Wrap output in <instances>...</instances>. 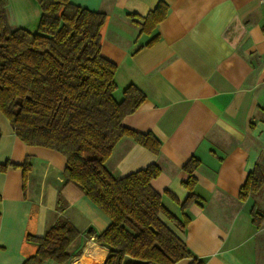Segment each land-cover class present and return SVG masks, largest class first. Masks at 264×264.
Masks as SVG:
<instances>
[{
    "label": "crops",
    "instance_id": "1",
    "mask_svg": "<svg viewBox=\"0 0 264 264\" xmlns=\"http://www.w3.org/2000/svg\"><path fill=\"white\" fill-rule=\"evenodd\" d=\"M70 1L105 14L100 53L116 65L114 95L129 84L144 94L123 124L159 142L154 153L123 135L105 161L111 174L156 164L150 183L182 220L184 165L197 159L189 221L179 229L159 218L204 264H264V185L239 197L255 163L264 165V0ZM159 1L168 5L166 16L141 31ZM40 13L36 0H7L12 29L36 30ZM65 163L60 151L24 142L0 111V264H22L37 247L27 235H43L60 217L78 232L66 247L68 264L104 263L108 248L96 234L110 219L65 179Z\"/></svg>",
    "mask_w": 264,
    "mask_h": 264
},
{
    "label": "trees",
    "instance_id": "2",
    "mask_svg": "<svg viewBox=\"0 0 264 264\" xmlns=\"http://www.w3.org/2000/svg\"><path fill=\"white\" fill-rule=\"evenodd\" d=\"M40 17L36 30L10 28L7 0H0V111L10 120L15 134L29 144L60 151L66 158L63 174L110 219L96 234L108 248L103 264H204L160 218L163 213L177 228L189 221L184 213L198 196L193 170L198 160L184 165L188 192L179 202L182 220L168 211L151 185L160 169L156 164L114 177L105 165L112 148L123 135L157 153L158 140L123 124L143 101L133 84L121 97L114 95L116 65L100 53V26L105 14L70 0H36ZM159 1L143 17L141 31L149 32L167 13ZM155 38L148 41L152 42ZM264 185V165L255 163L239 188L246 198ZM175 198V197H174ZM253 220L258 218L252 210ZM65 218H58L41 236L27 235L36 251L22 264H43L46 259L68 264L67 245L77 235Z\"/></svg>",
    "mask_w": 264,
    "mask_h": 264
}]
</instances>
